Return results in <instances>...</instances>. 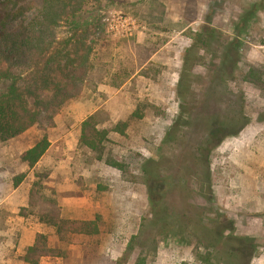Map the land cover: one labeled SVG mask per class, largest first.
<instances>
[{
  "label": "rangeland",
  "instance_id": "1",
  "mask_svg": "<svg viewBox=\"0 0 264 264\" xmlns=\"http://www.w3.org/2000/svg\"><path fill=\"white\" fill-rule=\"evenodd\" d=\"M25 1L34 6L27 15L30 19L40 0ZM99 8L100 31L115 43L135 41L156 49L152 61L161 73L151 74L150 79L136 76L119 90L101 86L98 95L85 90L82 98L70 102L55 118L54 128L48 124L44 130L34 127L8 143H0V264H23L21 257L25 251L19 256L15 253L23 223L21 211L25 208L22 206L26 205L29 191L37 180L35 175L57 172L63 164L70 166L66 170L68 180L63 185L64 192L78 191L94 198L102 218L99 235L66 238L64 242L75 247L70 250V260L75 262L81 255L87 261L85 264H135L140 249L126 260L123 258L127 245L140 231L150 228L145 236L150 241L144 252L149 254V264H156L157 256L160 258L157 264H185V261L202 264L193 251L194 239L179 242L178 238L169 236L165 240L160 236L159 226L151 224L154 220L149 190L142 180L132 183L131 177L125 179L117 170L113 176L115 169L97 162L88 150L79 146L77 128L96 109H100L96 120L101 130L126 123L125 136L110 133L107 151L132 165L131 173L137 176L144 160L157 162L161 157L170 156L171 151L163 141L180 114L181 78L186 76L193 82L210 72L209 51L213 47L207 53L188 54L195 33L206 25L228 45L220 49L230 62L227 83L235 95L244 98L249 118L248 125L235 136L224 139L212 155L213 186L211 194L208 193L212 203L206 207L220 215L230 229L228 233L242 239V252L247 262L253 264L264 253V168H261L264 163V0H100ZM251 70L263 78L259 88L244 80ZM108 101L109 107L105 106ZM137 113L141 118L133 117ZM234 130L227 132L234 133ZM44 136L53 145L52 149L35 169L29 170L19 158ZM239 162L258 171L255 174L259 175L253 176L257 177L255 184L246 176L242 178L243 183L236 180L237 174L246 175ZM23 173L27 177L13 194V178ZM45 182V195L57 201V193ZM170 202L174 207L177 205L175 199ZM65 213L83 220L93 216V213ZM27 215L23 225L42 234L55 233L54 228L41 224L31 210ZM153 249L156 252L151 253Z\"/></svg>",
  "mask_w": 264,
  "mask_h": 264
},
{
  "label": "trees",
  "instance_id": "2",
  "mask_svg": "<svg viewBox=\"0 0 264 264\" xmlns=\"http://www.w3.org/2000/svg\"><path fill=\"white\" fill-rule=\"evenodd\" d=\"M99 7L100 0H40L34 9L36 13L27 19L33 4L25 0H0L1 144L34 127L44 130L48 124L54 128L55 118L70 102L82 98L85 90L98 95L101 86L119 90L136 76L150 79L151 74L161 73L152 61L156 49L135 41L115 43L100 31ZM210 28L206 25L195 33L188 50L191 55L207 53L213 47L209 51L212 64L207 77L195 78L199 81L181 78L180 114L163 141L171 151L170 156L157 162L144 160L137 169L139 175H134L132 165L107 151L110 133L125 136L127 124L101 130L96 115L82 122L78 142L97 162L119 171L125 179L131 177L132 183L142 180L149 190L154 220L151 224L159 226L163 239L169 236L179 242L194 239L193 251L202 264H249L241 249L242 239L228 233L230 229L220 215L206 207L212 203L208 195L213 186L212 155L224 139L235 136L249 122L244 98L235 95L227 83L230 62L220 49L228 45ZM195 60L198 61L197 56ZM244 80L258 88L263 83L261 74L255 70ZM233 128L234 133L227 132ZM50 146L44 136L19 160L33 170ZM49 176L50 173L35 175L37 180L29 191L28 208L22 209L21 216L26 218L31 210L41 224L55 229L61 242L69 236L99 235L101 216L93 221L62 219L58 202L44 193V182ZM26 177L25 173L15 176L13 187L21 186ZM174 199L175 207L170 202ZM148 230L131 238L123 259H129L139 248L135 264H147L149 254L144 252L150 241L145 237ZM59 256L61 251L49 246L48 236L38 233L34 245L25 250L21 260L25 264H40L43 258Z\"/></svg>",
  "mask_w": 264,
  "mask_h": 264
},
{
  "label": "crops",
  "instance_id": "3",
  "mask_svg": "<svg viewBox=\"0 0 264 264\" xmlns=\"http://www.w3.org/2000/svg\"><path fill=\"white\" fill-rule=\"evenodd\" d=\"M109 103L110 102L108 101L105 104V106L109 107ZM99 110L100 109H96V110L92 111L86 118H88L92 115H96ZM107 110H108V108H107ZM85 119H83L81 121L79 126H81L82 122ZM77 129L79 131V134H78V137H79L80 136V127H78ZM52 146L53 145H51L49 150L52 149ZM237 151H239V150H237ZM238 164L241 167H244V169H242L241 167H238V168L244 170L246 175H244V174L242 175V173L237 174V176H235L236 180H239V183L240 182L243 183L244 180L242 178H244V176H246L245 178H248V180H250L253 184H255L257 177L255 178L253 176L259 175V174H255L258 171L255 170L256 172H254L253 166H249L246 163L239 162ZM69 167H70L69 165L63 164L57 172L52 171L50 173L49 178L45 182V185L48 186L49 188H53L55 190V192L57 193L56 194L57 197L55 199H57L58 205L62 210V219H64V220H78V221H93L95 219L96 214L101 216V214L99 213L100 212L99 203H97L95 201V199L90 197L89 195L80 193L78 191H73V193H68V192H64V190H63V185H64V183H67L66 179L68 180V178H67L68 172L66 170L69 169ZM261 168H264V163L261 164ZM114 171H116V170H112L113 176H114ZM212 171L214 172V170H212ZM116 176H118L117 178L120 179L121 174H120V176L119 175H116ZM69 182H71L70 178H69ZM19 188H20V186L16 189L14 188L13 194H16V192ZM254 189L256 190L255 187H254ZM22 208H25V209L28 208V197H27L26 205H23ZM66 211H70V212H74V213H80V214H82V213H93V216L90 218H85L84 220L83 219H76L75 217H73L72 214H71L72 217L71 216L68 217L65 213ZM262 216H264V215H262ZM22 220H23V223L20 225L21 236H20V239H19L17 246L15 248L16 249L15 253L17 255L20 254L21 251L24 252L28 248L32 247L35 243V238H36L37 234L41 233L40 231H38L36 229H33L27 225H23L25 222L24 221L25 219L23 218ZM10 223L11 222H9L8 225H11ZM101 231H102V229H101ZM44 233L48 235L49 246L53 249H57V250L61 251V256L55 257V258H43L41 260V264H65V263H67V261H68V263H72V264L73 263L75 264L77 262L80 264L87 263L86 259H84V257H81V255L78 256V258L75 262L73 261V259L70 260L69 259L70 250L72 248H75V247L69 246L71 243L61 242L59 240V238L57 237L56 233H54V234L53 233H46V232H44ZM76 237H79V239H81L84 236H76ZM159 259L160 258L157 256V258L155 259L156 264H157V262H159ZM186 262H188V261H185V264H186ZM23 264H25V263L23 262ZM147 264H149V262H147ZM253 264H264V253L258 259H256L253 262Z\"/></svg>",
  "mask_w": 264,
  "mask_h": 264
}]
</instances>
